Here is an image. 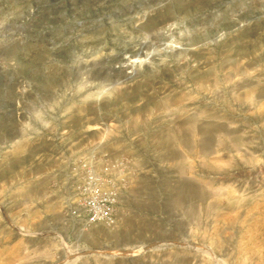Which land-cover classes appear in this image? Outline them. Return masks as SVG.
<instances>
[{"label":"rangeland","instance_id":"374dc122","mask_svg":"<svg viewBox=\"0 0 264 264\" xmlns=\"http://www.w3.org/2000/svg\"><path fill=\"white\" fill-rule=\"evenodd\" d=\"M0 264H264V0H0Z\"/></svg>","mask_w":264,"mask_h":264},{"label":"built area","instance_id":"2783aa9c","mask_svg":"<svg viewBox=\"0 0 264 264\" xmlns=\"http://www.w3.org/2000/svg\"><path fill=\"white\" fill-rule=\"evenodd\" d=\"M94 155L82 162L66 215L80 224L115 225L119 205L132 182L133 161L127 156L108 157L98 163Z\"/></svg>","mask_w":264,"mask_h":264},{"label":"bare ground","instance_id":"6f19581e","mask_svg":"<svg viewBox=\"0 0 264 264\" xmlns=\"http://www.w3.org/2000/svg\"><path fill=\"white\" fill-rule=\"evenodd\" d=\"M171 17V16H170ZM169 18V17H168ZM167 19V18H166ZM170 21V20H169ZM167 22V21H166ZM111 57V56H110ZM102 58V57H101ZM114 58V57H113ZM96 61H97V58H96ZM99 61V60H98ZM44 62V61H43ZM100 62V61H99ZM96 63V62H95ZM92 65V64H91ZM104 66V65H103ZM93 67V66H92ZM96 67V66H95ZM97 68V67H96ZM95 70V69H94ZM96 71V70H95ZM94 71V72H95ZM97 72V71H96Z\"/></svg>","mask_w":264,"mask_h":264}]
</instances>
